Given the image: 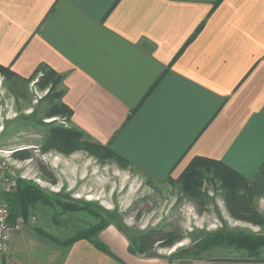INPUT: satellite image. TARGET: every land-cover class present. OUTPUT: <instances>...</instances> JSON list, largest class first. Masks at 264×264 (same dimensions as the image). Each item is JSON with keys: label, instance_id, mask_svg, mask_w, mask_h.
<instances>
[{"label": "crops", "instance_id": "0c3cea01", "mask_svg": "<svg viewBox=\"0 0 264 264\" xmlns=\"http://www.w3.org/2000/svg\"><path fill=\"white\" fill-rule=\"evenodd\" d=\"M0 64L23 77L41 64L63 74L69 124L151 180L177 178L196 156L259 176L264 0H0ZM39 227L13 230L0 264H165L156 250L131 253L112 225L101 236L119 260L85 239L60 244Z\"/></svg>", "mask_w": 264, "mask_h": 264}, {"label": "rangeland", "instance_id": "374dc122", "mask_svg": "<svg viewBox=\"0 0 264 264\" xmlns=\"http://www.w3.org/2000/svg\"><path fill=\"white\" fill-rule=\"evenodd\" d=\"M42 75L43 72H40L29 84L16 79L18 85L15 86V78L5 79L0 73V148L12 150L23 146L32 150L33 160L29 167L31 178L26 180H32L51 191L63 192L67 195L64 200L94 202L115 214L116 222L134 233L154 227L175 229L183 235L180 241L172 247H162L158 244L154 249L155 254L160 257L159 261L165 264H188L189 259L194 257L188 255L186 250H191L197 241L211 231L226 228L264 233V227L231 216L219 187L220 182L212 183L208 179L204 181L202 189L212 197L210 203L204 205L182 192L180 183L175 181L180 175L173 177V181L168 177L163 181L152 180L153 183H150L151 179L140 173L131 163L125 168L114 160L101 162L84 150L71 154L55 149L44 151L43 138L51 125L39 123L36 117H44L46 122L58 118L64 125L70 124L64 117H45L49 99L41 98L48 92V88L41 89L37 85L38 81L34 82ZM49 174L56 176V183L49 179ZM5 189L6 187L0 184V192ZM260 189L263 190L254 198V206L264 214V188ZM32 211L37 216L35 225L39 222L61 238L69 236L74 229L87 227L98 221L86 210L62 213L59 207L55 210L38 204ZM57 220H60V223H57ZM111 225L118 229L111 223L99 234L107 246L113 244L109 238L101 236V233ZM124 236L126 237L125 234ZM181 249L183 250L180 251ZM150 254H153V251ZM243 254L242 251L231 252L221 246L203 252V255L214 257L240 258Z\"/></svg>", "mask_w": 264, "mask_h": 264}, {"label": "trees", "instance_id": "16d2710c", "mask_svg": "<svg viewBox=\"0 0 264 264\" xmlns=\"http://www.w3.org/2000/svg\"><path fill=\"white\" fill-rule=\"evenodd\" d=\"M40 72H43V75L39 78L37 85L41 89L48 88V92L41 98L42 100L49 99L45 108V117L60 116L71 122L73 110L63 101L65 94L63 74L46 64H41L31 76L23 77L13 71L11 67L0 64V73L5 76V79L15 78L13 82L15 86L18 85L16 79L29 84ZM15 92L18 93V91ZM33 114H35V108ZM43 118L36 117L39 123L51 125L48 133L43 138L44 151L55 149L65 154H71L78 150H84L101 162L114 160L119 166L125 168L130 165V162L118 154L110 145L92 139L84 130L73 125L66 126L58 118L48 122ZM13 155L20 159L33 157L32 150L27 147L16 150ZM49 176L53 183L57 182L56 176L53 174H49ZM169 179L175 180L172 176H169ZM206 179L212 183L213 181L214 183L220 182L219 187L222 190L221 193L225 199L226 207L233 218L264 227V214L254 206V198L262 192L263 189L260 188H264V163L258 178L251 181L222 161L196 156L175 181L180 183V188L186 196L201 204L208 205L212 197L202 189ZM149 182L153 183L152 180H149ZM0 196L9 202L11 222L19 216L28 218L34 214L32 210L38 204L52 207L55 210L56 207H59L62 213L77 210L88 211L98 221L92 222L87 227L74 229L73 233L64 238L52 232L50 233L42 227H39V229L46 236L63 245H71L81 239L88 240L98 249L105 251L117 260L119 258L99 236L100 232L111 223L115 224L126 235L129 240V251L133 254H148L158 244L162 247H172L183 237L175 229L167 230L164 227H154L140 233L131 232L122 224L116 222L115 214L103 209L98 204L86 200H64L67 195L63 192L48 190L38 183L24 178H19L14 188L1 190ZM57 221V223H60V220ZM215 246L230 249L231 252L242 251L244 254L240 258H264V233L222 228L208 232L204 238L194 244L191 250L187 249L186 252L197 259L213 258L214 256L203 255V252Z\"/></svg>", "mask_w": 264, "mask_h": 264}, {"label": "built area", "instance_id": "2783aa9c", "mask_svg": "<svg viewBox=\"0 0 264 264\" xmlns=\"http://www.w3.org/2000/svg\"><path fill=\"white\" fill-rule=\"evenodd\" d=\"M39 76L34 80L37 82ZM25 147H17L15 149L0 148V184L6 189L16 186L19 178L29 179L30 164L33 158L20 159L13 154L16 150ZM11 209L7 200H0V254L9 252V242L13 230L21 229L24 226L32 225L37 221V216L32 214L28 218L19 216L13 222L10 221Z\"/></svg>", "mask_w": 264, "mask_h": 264}]
</instances>
